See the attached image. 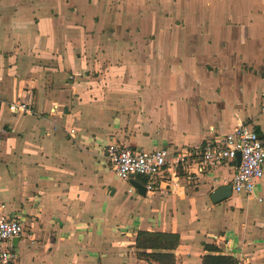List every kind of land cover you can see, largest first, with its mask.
Segmentation results:
<instances>
[{
    "label": "crops",
    "instance_id": "0c3cea01",
    "mask_svg": "<svg viewBox=\"0 0 264 264\" xmlns=\"http://www.w3.org/2000/svg\"><path fill=\"white\" fill-rule=\"evenodd\" d=\"M0 98L32 110L0 106V213L25 229L13 264H157L139 230L177 233L174 264H201L205 243L264 264V177L213 204L235 163L198 164L241 123L264 137V0H0ZM109 143L194 152L140 194Z\"/></svg>",
    "mask_w": 264,
    "mask_h": 264
},
{
    "label": "built area",
    "instance_id": "2783aa9c",
    "mask_svg": "<svg viewBox=\"0 0 264 264\" xmlns=\"http://www.w3.org/2000/svg\"><path fill=\"white\" fill-rule=\"evenodd\" d=\"M3 104H6L11 112H32L26 101H5L0 98V106ZM55 109L56 106H53L52 111ZM193 152L187 150L170 153L165 147L149 151L132 150L124 145L109 143L104 147L103 154L117 177L125 180L140 177L144 179L145 189L150 191L156 176L164 169L175 173ZM237 154L239 165H236ZM198 155L200 170H210L228 161L235 163L231 178L224 182L231 185L233 194L253 195L256 184L264 177V137L245 123L235 126L217 141L204 143ZM3 209L4 204L0 203V210ZM24 231L22 219L0 213V264L14 263L16 256L12 242L21 237Z\"/></svg>",
    "mask_w": 264,
    "mask_h": 264
},
{
    "label": "trees",
    "instance_id": "16d2710c",
    "mask_svg": "<svg viewBox=\"0 0 264 264\" xmlns=\"http://www.w3.org/2000/svg\"><path fill=\"white\" fill-rule=\"evenodd\" d=\"M178 243L179 235L177 233L139 230L135 235L134 246L138 249L139 257L152 260L157 264H174L173 250ZM203 246L207 253L202 256L201 264H238L235 257L218 252L217 247L207 243Z\"/></svg>",
    "mask_w": 264,
    "mask_h": 264
},
{
    "label": "water",
    "instance_id": "95a60500",
    "mask_svg": "<svg viewBox=\"0 0 264 264\" xmlns=\"http://www.w3.org/2000/svg\"><path fill=\"white\" fill-rule=\"evenodd\" d=\"M239 161H240L239 154H237L236 165H239ZM133 185L136 187L137 191L140 194H145L146 189L142 183H139L138 181H133ZM231 195H232V189H231V185L228 183L214 188L213 191L210 193L209 198L213 204H217L229 198ZM17 239L18 238H15L13 241L16 242Z\"/></svg>",
    "mask_w": 264,
    "mask_h": 264
}]
</instances>
